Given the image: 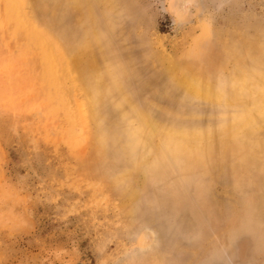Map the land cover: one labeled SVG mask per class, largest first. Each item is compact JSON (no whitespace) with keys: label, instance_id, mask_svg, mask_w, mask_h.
<instances>
[{"label":"rangeland","instance_id":"obj_1","mask_svg":"<svg viewBox=\"0 0 264 264\" xmlns=\"http://www.w3.org/2000/svg\"><path fill=\"white\" fill-rule=\"evenodd\" d=\"M22 2L0 0V264H264V120L223 133L250 109L240 72L264 69V0ZM19 15L85 64L66 113ZM175 66L220 98L182 90ZM110 73L90 111L84 93ZM148 119L207 136L144 168L142 146L164 139L131 140Z\"/></svg>","mask_w":264,"mask_h":264},{"label":"bare ground","instance_id":"obj_2","mask_svg":"<svg viewBox=\"0 0 264 264\" xmlns=\"http://www.w3.org/2000/svg\"><path fill=\"white\" fill-rule=\"evenodd\" d=\"M11 1L14 4L13 6L15 7V10L20 11L19 9H21V7L23 6L22 5L20 7V4L23 3L22 0H11ZM26 16L24 17V15H19V20L21 23L24 24V26H27V29L31 33H33V36H32L33 38L31 40L33 48L36 49L37 47H39L41 45L42 50L46 51V53H47L46 60L47 61H46V64L43 65V70H41L42 71L41 73H44V74L50 76V81H51V85H52L53 90L55 91V93L60 94L63 97L62 101H57V102L59 105H62L61 109L64 111L63 113H66L65 108H64L65 107L64 105L66 102L65 101L66 100L65 99L66 93H65V88H64L65 87L64 86L65 78L73 75L76 72L81 73L83 75L84 71L86 70L85 64L82 63L78 58H76L78 60H75V58L74 59L70 58V60L73 61V62H70L71 63L70 64L67 61V59H68L67 54L62 52V50L59 48V46H57L58 44L51 43L48 46L49 42H51L52 40L54 41V38L51 37L53 34L48 32V31L40 32L41 30H37L36 28H34L33 27L34 25L32 26V23H33L32 19L26 18ZM56 43H58V42H56ZM44 62H45V60H44ZM167 73H170L172 78L176 81L175 84L178 85L182 90H184L187 93L191 90H193V91L197 90L198 91L197 96L200 98H203V99H209V98L211 99L212 97L216 98L217 96H219V94L216 91H214L212 89L211 85L208 82L204 81V79L202 81H199L190 72H185V73L181 72L180 68L178 66L170 68L167 71ZM240 74H241V77L238 79L239 85H237L238 89L244 90L243 88H245L247 86H251V85L254 87L252 89V93H251V101L249 99L250 109L248 108L246 113L243 114V116H242L243 120L244 119L246 120V122L244 124H242L241 122H236V124L227 125L224 128L223 133H232L234 131V129H238V130H247L250 128L260 129V125L262 124V122L264 120V69H252V70H248V71H242V72H240ZM79 79H81V78H79ZM106 80L108 81V85L106 86V90L97 89V87H96L97 82L91 83L90 85L88 84L90 88H89V91L87 90L88 93H86L87 91L85 90L86 94L84 93V99H86V101L88 100V103L90 104V111L94 106H96L98 103H100L104 97H106L108 94H110V92L113 89L112 87L115 84H117V81H118L117 79L115 80L112 73H110L109 77L106 78ZM107 81L105 83H107ZM71 83L72 84L69 83L71 85V88L69 87L71 90L70 92H74L77 89L82 90L83 84L81 85L80 83H78L75 80ZM101 83H99V84H101ZM79 86H80V88H79ZM67 94H70V93H67ZM71 94L68 96H71ZM75 95H76L75 93L72 94V97H74ZM72 97H71V100H72ZM78 97H81V96H78ZM219 98H220V96H219ZM75 99H78V98H75ZM130 101H132L130 99V97L127 94H124L121 97L119 105L122 107H124V106L129 107L131 105ZM89 104H87V105H89ZM79 105L80 104L77 102L76 107H78ZM125 107H124V109H125ZM130 107H131L132 111L138 110V109H136L135 106H130ZM79 110L81 111V108H79ZM90 111H89V113H90ZM76 112L78 113L77 115L80 114L78 112V109ZM71 118L75 122L76 119L74 118V116L72 117L71 113H70L69 119H71ZM86 118H87V116H86ZM145 119L146 118H144L142 116V112L141 111L138 112L137 117L134 121L136 126H132V129L134 130L138 125L143 123V121ZM152 122H153L152 119H148L147 123L145 124V128L148 130L149 133H146V131L142 134H140V133L135 134V132H132L133 134L131 135V140L134 141L138 145V144L143 143L144 141H146V143H148L149 138H152V137H158V138H164V139L160 142L159 145H157L158 147L156 149H154V148L150 149L149 147L147 148L145 145H143L142 149L145 152L143 154H141L139 157H141L143 155H144V157L146 155H161V154L166 153V152H169L171 154H179L183 149H184V151L187 152L188 155L193 156L196 153V150L198 149V145L195 142L196 141L195 139H197V135L201 136L203 138L205 137V135L207 136L206 133L205 134L201 133V134L196 135L194 133L187 132V131L182 130V129H180V130H178V129H164L160 126L154 125ZM229 130H231L232 132H229ZM144 157H141L142 158L141 164H142V167L145 168V165H147L149 161H146V159H143Z\"/></svg>","mask_w":264,"mask_h":264}]
</instances>
